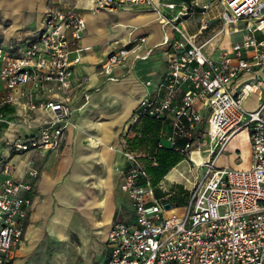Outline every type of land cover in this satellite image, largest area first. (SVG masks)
<instances>
[{
  "label": "built area",
  "instance_id": "1",
  "mask_svg": "<svg viewBox=\"0 0 264 264\" xmlns=\"http://www.w3.org/2000/svg\"><path fill=\"white\" fill-rule=\"evenodd\" d=\"M83 1L94 11L144 7L158 12L164 25L176 23L180 38L164 39L168 71L142 96L135 118L171 116L168 140L174 145L179 138L187 139L186 152L195 144L200 148L202 137H209L210 160L199 165L204 174L194 182L190 202L180 214L165 215L169 209L154 198L155 187L146 166L139 156L127 154L129 166L121 189L132 203L134 220L118 219L111 225L105 242L107 264H264V0H224V25L246 20V34L218 57L205 52L206 42L198 43V34L189 35L177 24L194 8L207 10L209 4L200 6L194 0L172 16L162 8L177 10L174 2L50 0L35 40L28 39L16 48L0 47V84L5 90L0 94V122L10 124L2 108L24 98L30 110L28 121L36 119L37 109L50 114L39 120L36 134L14 142L16 150L56 149L72 124L75 66L88 49L81 45L87 29ZM129 52L126 45L112 51L104 71L112 72ZM248 72H254L252 79L245 85L239 83ZM52 83L64 99L38 104L32 90ZM251 93L259 96L258 106L252 109L244 103ZM242 133L250 144V166L218 167L217 160L229 142ZM39 174L31 166L27 179H17L12 164L0 168V264H13Z\"/></svg>",
  "mask_w": 264,
  "mask_h": 264
},
{
  "label": "crops",
  "instance_id": "2",
  "mask_svg": "<svg viewBox=\"0 0 264 264\" xmlns=\"http://www.w3.org/2000/svg\"><path fill=\"white\" fill-rule=\"evenodd\" d=\"M158 1L162 3H176L177 10H171L166 7L162 8V12L164 14L174 16L178 13V11L181 10L183 4L191 5L194 0ZM196 1L200 4V6L206 4H209L210 6L207 10H202L201 7L194 8V10L190 12L188 16H184L183 18H181L177 22V24L189 35L198 34V43L206 42L205 52L208 55L218 57L225 48H230L232 42L243 38V36L246 34V20H240L239 22L231 25H224L223 20L221 19V12L224 8V0ZM47 7L48 0H0V47L6 49L10 47L16 48L28 39L35 40L38 37L39 30L43 26L44 14ZM82 7L86 8V10L84 11V17L87 21V29L85 31L83 39L81 40V45L88 49L82 52V58L80 62L75 66V76L73 78L75 92L71 97V105L74 111L71 119L73 121V118L78 117L79 114L82 113V110L86 108L87 103L84 102L85 95L89 96L90 94H93V90L95 88H98L104 82H106L108 85L109 94L118 97L122 101V105L118 110L108 113L107 119L102 120L99 126L100 139L104 145L101 151V156L104 165H106L107 167V176L104 177L100 183V187L105 194L104 198L99 197L94 188L87 187L83 191L82 189H80L81 182H83L87 177V175L85 174L81 177L79 176V174H73L72 176H70L67 179L65 191L68 192V190H70V193L74 195L75 199L79 197V195L81 196L80 203H82L84 207L90 211L91 221L94 224H97L95 223L94 218L95 210L98 208H101L103 210L102 222L103 227H105L104 235L106 234L107 237V232L110 229L111 225L116 221L115 217L117 214V205L114 201L115 198H113L116 191V179H114L113 176L114 168L116 167L117 170L121 173L122 177L120 175L121 178H118L117 181H121L122 183L124 173L129 166V160L127 159L128 153H133L140 157V160L146 166L148 174L155 187L154 198L162 202L164 201L165 203H170V201L173 199L176 200V192H178V190L182 189V192H190V189L193 186L194 182L199 178V176L194 178L192 165L197 164L199 166L201 163L205 162L206 159L202 156L201 150L199 147H197L196 144L187 152L183 151L185 145L178 144V141L184 138H179L176 143L172 145V143L168 140V135L171 132V116L161 119L160 121L135 118V112L142 96H144L148 90L154 88V86L160 81L162 75L166 71H168V46L164 45V39L166 37H169L171 39L180 38V34L174 29V25L176 23L174 22L169 25H164L163 23H161V16L157 12L144 7L136 8L127 5L119 8L115 12H119L120 18L121 15L128 16L123 17L118 21H114L109 25H106L103 19V24L106 29V32L104 34V28L98 27V30H95L90 22V19L97 27V20L103 15H105L106 17L108 12L90 10L89 8L91 6L87 1L82 2ZM195 12H198L201 16L199 27L196 32L188 33L185 25V18L191 16ZM88 14H98L95 15L98 19H96V17L89 16V22L93 30L102 32L100 35H97L95 31L94 33L89 31L90 26L87 20ZM251 23L253 22L251 21ZM117 25L127 28L129 30L128 36L120 33H114L113 38L112 36H108V29H113ZM203 25H206V28L202 29ZM144 28H147V30H145ZM257 35L259 37L261 36L260 33H257ZM141 38L146 39V41H144L146 43H144L143 45H141V43L143 42L141 41ZM109 40H111L113 44L124 41L122 45H127V43H138V45L141 46L137 49H134V51L131 49V55L129 54V56L125 58V60L129 58L128 61H124L120 64L114 65L112 72L106 73L104 69L100 71L98 67V64H100L101 61H104L105 59L101 54H96V51L93 50V46H105L106 43L109 42ZM161 46L163 48L165 47L164 59H161L154 63L156 64L157 70L152 74H149L150 69H152V65H154L153 63L148 64L150 54L155 47ZM110 47H112V45H110ZM135 57H140L142 58V60H146L144 62V65L138 64ZM134 68L136 69V71H132ZM257 68L258 67H255L254 70ZM124 71L132 73L131 75H125V77L120 80L119 77ZM253 76L254 72H248L240 79L239 83H243V85H245L252 79ZM137 77H142V82H140V78ZM112 78L117 79L113 80ZM147 81H150V84H147ZM27 90H31V88L27 87ZM32 91L33 98L38 104L55 98L64 99V95L54 83L49 84L47 88ZM4 92L5 90L3 89L2 84H0V94ZM27 102L28 99L24 98L23 100L15 104H8L4 106L1 112L4 114V117L10 122V124L3 121L0 122V129L4 130L3 132H5L6 134L5 139L10 142L9 147L2 150L3 155L6 157L4 164L9 163L14 166L15 178L24 180L27 179V169L33 165H37L38 167V157L40 155H44L42 156V169L40 171V175L35 180L34 190L33 192H31V195L33 196V205L28 222L26 224L24 237L29 226L31 225L34 203H36L38 198L36 197V192L40 191L39 185L41 189H45L49 187L51 182L56 181L55 176L53 175V168L55 165L54 157L57 154L55 152L57 148L29 151H19L14 148L15 141L24 139L27 136L36 134L38 132L39 120L48 119L50 117V114L46 113L44 110L37 109L35 111V116H37L36 119L28 121L27 115H29L30 110L27 107ZM244 103L247 108H256L259 104L258 94L251 93L244 99ZM29 122H31L32 124L31 127H29ZM74 132L75 130H72V134ZM73 139L74 136L71 135L70 142L73 143ZM74 142L76 144L81 143L77 140H75ZM113 144H115L117 150L114 149ZM173 146H176L177 149L181 150L179 153L182 156L185 153V158L178 162L158 183L155 184L149 172L148 166L154 164L152 158L156 155L157 149L159 147L172 148ZM195 152L200 153L203 162L196 163L193 158ZM247 152L249 153L248 162L244 164L243 162L241 163V160H238V162L240 161V164H234L235 167L246 168L250 166L251 151L249 140H247ZM209 154L210 150L208 151V157L210 159ZM87 157L93 159L95 157V152L88 153ZM220 160H223V155L220 156L217 161ZM70 161H72V155H70L69 158H64L63 161H60V163L58 164V172L60 174H63L67 166L66 163H69ZM171 173H173L172 176H170ZM163 180H166L165 184L163 183ZM121 183H118L119 193L117 194L118 197L122 199L127 194L122 191ZM62 192L64 193L63 189L59 193ZM184 192L183 194H185ZM129 202L132 217L129 219L124 217L121 218V220L132 222L134 220V211L130 199ZM186 206L187 205L185 204L176 205L175 207H173L171 204V207L165 212V215L169 216L174 213L180 214L184 211ZM22 242L16 249L13 264H15V261L17 260L18 251Z\"/></svg>",
  "mask_w": 264,
  "mask_h": 264
},
{
  "label": "rangeland",
  "instance_id": "3",
  "mask_svg": "<svg viewBox=\"0 0 264 264\" xmlns=\"http://www.w3.org/2000/svg\"><path fill=\"white\" fill-rule=\"evenodd\" d=\"M49 4L50 0H48V5ZM95 15L98 14H88V22L89 18L96 17ZM119 16V12L109 11L106 17L105 15L99 19L96 17V19H98V23L96 22L98 25L97 27L91 19L90 22L95 30H98V27L104 28L103 33L105 34L106 29L103 24V19L106 25H109L128 15H121V18ZM200 18L201 16L198 12H195L191 16L185 18V25L188 33H194L197 31ZM90 22L89 31L94 33L95 30H93ZM144 29L147 30V28ZM128 31L129 30L127 28L117 25L113 29H108V36H112L113 38L114 33H120L128 36ZM95 32L97 35L102 33L97 31ZM110 41L111 40H109V42L102 47L99 45L93 46V50L96 51V54H101L105 60L108 59L107 57L112 51H117L125 45H122L124 41H120L115 44ZM144 43L146 42H142L141 45ZM110 45H112V47H110ZM137 45L138 43H127L126 48L131 52V49L134 51V49L141 46ZM130 52L127 56H129ZM164 56L165 47H155L150 54L148 64H154L157 61L164 59ZM128 59L129 58H127V60H123L122 62L128 61ZM136 59L138 64L144 65V62L146 61L142 60L140 57H137ZM104 61H101V63L98 64L100 71L103 70V65L106 62ZM135 68L132 71H136ZM156 68V64L152 65V69H150L149 74L155 72L157 70ZM125 71L121 73V76L119 77L120 80L124 78L125 75H131L132 73ZM137 78H140L139 80L142 82V77ZM93 92L94 93L90 94L87 99L84 97V102L87 103L86 108L82 110V113L79 114L78 117L73 118L71 126L64 134L60 145L55 151L57 154L54 157L55 165L53 168V175L55 176L56 181L51 182L49 187L45 189H41L39 185L40 191L36 192V197L38 198L36 203H34L31 225L29 226L24 240L19 248L15 264H107L108 258L105 244L106 234L104 235L105 227H103L102 222L103 210L101 208L95 210L94 218L95 223L97 224H94L91 221L90 211L85 208L82 203H80L81 196H76L77 198L75 199L74 195L70 193V190H68V192L65 191V185L70 176L73 174H79L81 177L85 174L87 177L83 181L84 184L81 182L80 189L83 191L87 187H91L96 190L99 197L104 198L105 196L100 187V183L102 179L107 176V167L104 165L101 156V151L104 145L100 139L99 126L102 120L107 119L108 113L116 111L121 107L122 101L118 97L109 94L106 82L102 83L98 88H95ZM72 130H75L73 134ZM3 131L4 130L0 129V168L6 160L2 150L4 148H8L10 143L5 139L6 134ZM71 135L74 136V141L77 140L81 143L76 144L74 141L73 143L70 142ZM247 140L246 135L243 133L235 136L226 147L223 154V160L217 161L218 167H235L234 164H240V161L238 162V160H241V163L243 162L246 164L249 159V153L247 152ZM202 141L203 145L200 147L201 154L205 157V162H208L210 160L208 157L209 137H202L201 142ZM115 144H113V146L114 149L117 150ZM93 152H95V157L93 159L87 157L88 153ZM70 155H72V161L66 163L67 166L63 174H60L58 172V164L60 161H63L64 158H69ZM42 156L44 155H40L38 157V167L37 165H33V167L37 168L39 172L42 169ZM193 157L196 161H199L201 158L199 152H195ZM192 172L194 178L197 176L202 178L204 168L194 164L192 165ZM120 175L121 173L115 167L113 174L114 179H116V191L113 197L115 198V200H113L117 205L115 220L124 217L129 219L132 217L128 196L125 195V197L121 199L117 194L119 193L118 188L121 183V181L118 182L117 180L122 177V175L121 177ZM165 182L166 180H163L164 184ZM62 189L64 190V193H59ZM183 192L182 189L176 192L177 199L170 201L173 207L176 205L189 204L191 194L190 192H184L185 194H183Z\"/></svg>",
  "mask_w": 264,
  "mask_h": 264
},
{
  "label": "trees",
  "instance_id": "4",
  "mask_svg": "<svg viewBox=\"0 0 264 264\" xmlns=\"http://www.w3.org/2000/svg\"><path fill=\"white\" fill-rule=\"evenodd\" d=\"M143 119H150L154 121H160L161 119L154 118L148 115L142 116ZM188 143L187 139H180L178 144L186 145ZM181 150L177 149L176 146L172 148L159 147L157 149L156 155L152 158L153 162L156 164L149 165V172L154 180V183H158L178 162L185 158L179 153Z\"/></svg>",
  "mask_w": 264,
  "mask_h": 264
},
{
  "label": "bare ground",
  "instance_id": "5",
  "mask_svg": "<svg viewBox=\"0 0 264 264\" xmlns=\"http://www.w3.org/2000/svg\"><path fill=\"white\" fill-rule=\"evenodd\" d=\"M157 13H158V12H157ZM158 14H159V13H158ZM161 18H162V17H161ZM111 80H112V79H111ZM193 158H194V157H193ZM194 160L196 161V159H195V158H194ZM197 162H198V163H199V162H200V163H201V162H203L202 158H200V160H199V161H196V163H197ZM115 165H116V164H115ZM172 174H173V173H171V175H170V176H172ZM82 194H83V193H82Z\"/></svg>",
  "mask_w": 264,
  "mask_h": 264
},
{
  "label": "water",
  "instance_id": "6",
  "mask_svg": "<svg viewBox=\"0 0 264 264\" xmlns=\"http://www.w3.org/2000/svg\"><path fill=\"white\" fill-rule=\"evenodd\" d=\"M165 207L169 209L171 207V204L170 203H166Z\"/></svg>",
  "mask_w": 264,
  "mask_h": 264
}]
</instances>
